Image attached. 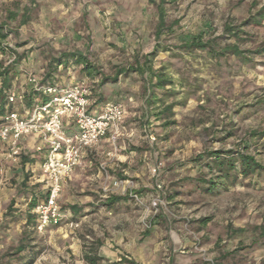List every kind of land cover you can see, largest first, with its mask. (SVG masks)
<instances>
[{
	"label": "rangeland",
	"instance_id": "obj_1",
	"mask_svg": "<svg viewBox=\"0 0 264 264\" xmlns=\"http://www.w3.org/2000/svg\"><path fill=\"white\" fill-rule=\"evenodd\" d=\"M158 5L164 26L156 37ZM261 6L264 0H0L5 87L24 88L28 73L60 86L83 82L95 103L121 101L127 111L120 134L99 143L103 152L84 153L63 181L58 224L37 227L33 209L46 196L40 168L10 167L0 157V264H89L85 254L96 264H264V170L242 175L236 161L220 179L215 165L216 157L244 152L264 166V137L249 136L264 131ZM193 38L210 48L182 47ZM231 44L240 56L222 52ZM68 52L98 73L85 75L64 60ZM129 66L143 72L102 82ZM158 73L171 83L153 87ZM209 179L221 185L211 191Z\"/></svg>",
	"mask_w": 264,
	"mask_h": 264
},
{
	"label": "built area",
	"instance_id": "obj_2",
	"mask_svg": "<svg viewBox=\"0 0 264 264\" xmlns=\"http://www.w3.org/2000/svg\"><path fill=\"white\" fill-rule=\"evenodd\" d=\"M30 86V103L24 104L26 88L2 89L4 111L0 114V153L11 163L20 161L24 136H37L44 144L41 170L46 182V196L36 204L37 227L42 229L61 222L65 214L58 204L63 181L80 162L87 148L93 147L110 133L120 134L125 115L121 101L102 103L97 113H90V89L83 82L65 87L54 82H41L33 74L25 76ZM19 106L13 107V106ZM74 128L71 130V128ZM41 146H36L40 151ZM69 226H76L73 221Z\"/></svg>",
	"mask_w": 264,
	"mask_h": 264
},
{
	"label": "trees",
	"instance_id": "obj_3",
	"mask_svg": "<svg viewBox=\"0 0 264 264\" xmlns=\"http://www.w3.org/2000/svg\"><path fill=\"white\" fill-rule=\"evenodd\" d=\"M256 16H258L259 18H262L264 16V6H261L259 8V10L256 13ZM24 22H25V19H23V23ZM163 26H164V14H163V11H162L160 5H158V24H157V28L155 31L156 37H159L161 29ZM225 30L226 31H233V28H231L230 26L229 27L227 26V27H225ZM7 35H8V32L6 30H4L3 25L0 23V50L3 49L2 44L4 43ZM182 47L188 48V49H191V48L205 49V48H210V45L208 44V42H203L199 38H193L192 40H190L188 42L187 41L184 42L182 44ZM262 51H264V44H263L261 50H259V52H262ZM222 52H230V53L238 55V56H240V54H242V51L239 50V48L236 44H231V45L225 46L223 48ZM155 53H156V49H153V51L151 53H149L148 55H154ZM62 57L64 58V60L73 59L76 64L81 65V71L87 76H93L94 74L98 73L96 70H94L93 66L87 61L86 57L83 56L79 52L64 53L62 55ZM130 71H137L140 73L143 72V70L140 66L139 67L138 66L118 67L116 69L115 73L113 74V76L102 78V82L105 81L106 79L108 81L115 82V81H117V77L120 74H126ZM7 74H8V67L3 66V64L0 62V79H2L1 80L2 84H1V88H0V112L2 111L3 103H4L1 91H2V89L10 86V84L8 83L7 84L8 86L5 87V85H6L5 79L7 77ZM46 75L49 76V73H46ZM156 79H157L156 82L154 84H152V86L156 87V88H162L165 85L171 83V80H169V77H166L165 75H163L161 73L157 74ZM32 96H33V94L30 93L27 97V100L32 98ZM167 107L171 108V105H169ZM249 136L250 137H256L258 139L263 138L264 137V131L253 130V131L249 132ZM210 156L216 157L214 152L210 153ZM236 161L239 162V173H241L242 175H248V174L256 172V171H263L264 170V166L261 165L257 160H255V158L252 155L241 152V153H238V156L236 158L229 159L226 162L222 158L216 157L215 165L217 166L219 171L222 172V174H220V176H218V178L228 179L230 172L235 169V162ZM206 183H208V185H209L208 189L211 191L215 190L218 187L217 185H219V184L221 185V182H217V181L215 182L212 179H209L208 181H206ZM122 198H123L122 196H113V197H111V202L118 201ZM32 206H35V205L32 204ZM258 228L260 230L259 234L264 236V225L259 226ZM19 249H22V248H19ZM84 259L89 264H96L97 257L94 255L85 254ZM24 264H30V262H26Z\"/></svg>",
	"mask_w": 264,
	"mask_h": 264
},
{
	"label": "crops",
	"instance_id": "obj_4",
	"mask_svg": "<svg viewBox=\"0 0 264 264\" xmlns=\"http://www.w3.org/2000/svg\"><path fill=\"white\" fill-rule=\"evenodd\" d=\"M69 85H71V84L64 85V86L67 87ZM12 86H14L15 90H19V88L22 87V86H16L15 83H13ZM0 88H1V86H0ZM25 88H26V90H28V94H29L30 86L27 85V86H25ZM29 103H30V99L27 100V98H26L24 104L27 106ZM101 105H102V103H95L94 100L90 99V107H89L90 113H94V114L97 113L99 111V108H100ZM13 107L19 108L18 105L17 106H13ZM3 111H4V107L2 108V111L0 112V114ZM126 113H127V111H126V107H125V115H124L123 121H124V119L126 117ZM123 121L120 123V129L122 128L121 124L123 123ZM72 129H74V128L72 127L71 130ZM105 140H110V133H108L106 136L101 138V140L98 142V144L94 145L93 147L87 148L85 150L86 155H87V153L90 154L92 152H103V148L101 147V145H99V143L103 142ZM20 144H21V147H22V153H21V158H20L19 163L13 164V163L9 162L0 153V157H2L3 161L6 164H8V166H10V167H17V168H21V169L36 164L37 167L40 168V170H41V163L43 161L44 149H45L44 147L45 146H44L43 142L40 140V138H38L37 136H24L20 140ZM36 146H41L42 149L40 151H38V150H36ZM75 168H76V166L74 167V169ZM42 176H43V174H42Z\"/></svg>",
	"mask_w": 264,
	"mask_h": 264
}]
</instances>
